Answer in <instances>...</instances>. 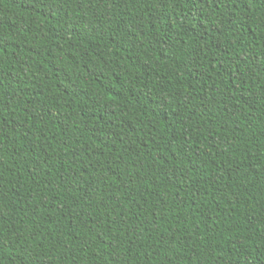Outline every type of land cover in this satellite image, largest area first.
<instances>
[{
    "label": "trees",
    "instance_id": "1",
    "mask_svg": "<svg viewBox=\"0 0 264 264\" xmlns=\"http://www.w3.org/2000/svg\"><path fill=\"white\" fill-rule=\"evenodd\" d=\"M0 264H264V0H0Z\"/></svg>",
    "mask_w": 264,
    "mask_h": 264
}]
</instances>
